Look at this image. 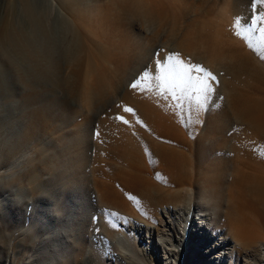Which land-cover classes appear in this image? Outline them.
<instances>
[{
    "label": "rangeland",
    "instance_id": "374dc122",
    "mask_svg": "<svg viewBox=\"0 0 264 264\" xmlns=\"http://www.w3.org/2000/svg\"><path fill=\"white\" fill-rule=\"evenodd\" d=\"M261 4L0 0V264H213L214 255L216 264H244L241 252L229 261L226 252L237 246L234 234L220 228L210 203L225 201L234 220L249 221L246 197L262 185V195H255L261 210L255 213L264 220V170L239 158L249 142L264 148V60L233 28L237 17L250 26ZM4 28L10 38H2ZM170 54L216 77L199 113L157 95L154 80L130 87L146 69L154 76L156 62ZM234 63L241 65L236 72L230 69ZM165 120L171 123L162 129ZM163 130L184 140L191 186L181 193L185 204L166 208L176 212L178 234L167 246L175 250L173 258L165 260V239L146 231L144 216L129 222L110 209L105 213L93 175L97 161L103 167L99 181L119 190L118 183L139 168L126 154L132 141L151 151L170 149ZM156 186L166 192L181 187ZM198 206L211 210L203 224V236L212 238L209 244L204 239L205 247L197 246L194 224L188 226L187 213ZM162 211L155 217L168 221ZM249 226L261 230L258 220ZM136 234L143 247L133 242ZM258 239L264 250V238Z\"/></svg>",
    "mask_w": 264,
    "mask_h": 264
},
{
    "label": "bare ground",
    "instance_id": "6f19581e",
    "mask_svg": "<svg viewBox=\"0 0 264 264\" xmlns=\"http://www.w3.org/2000/svg\"><path fill=\"white\" fill-rule=\"evenodd\" d=\"M260 16H264V3H262L260 7V14L258 17ZM256 27L257 29H259L261 27V24L257 23ZM2 34H3L2 36L3 39L4 38L7 39V37L10 38V34H8V30H6L5 28ZM257 35H259V32L257 33ZM237 64L238 63H234L235 66L232 65L230 69L234 71L240 69L241 65L240 64L237 65ZM255 79L256 78H254L253 81ZM256 81H260V80H256ZM96 89L92 90V91H95L96 93L95 92L89 93L90 95L88 97L89 103L91 102L93 97L97 95ZM99 91L101 90L99 89ZM162 123L164 124L162 125V129L163 128L167 129V124H170L171 121L166 122L165 120V122H162ZM158 126L159 125H156V129ZM158 130L160 131L159 127H158ZM156 133L158 134L157 130L153 134H156ZM166 133H167V140L169 137L171 139L169 140L171 141V144H173V146L170 149H168L169 148L168 146L170 144H168L167 149H163L162 146H160V148H162L160 149L158 148L159 146H157V149L156 150L154 149L155 151H157L155 153L153 152L154 150L153 151L149 150L152 147L142 149V147L140 146L141 141L137 139L136 140L132 139L133 141L131 143L130 148L127 147L128 149L126 151V154L128 152L127 156H128L129 161H132L133 165L134 163H136V167L139 165V168L137 171H134L131 174V177L129 176L130 178H128L127 180H124L122 178L123 180H121L118 183L119 190L115 189L113 186H107V184L100 182L98 177L102 176L101 170L103 168L102 166L104 165L100 163L102 165V166L100 165L102 167L100 170L97 164H95L97 161L93 164V175L96 177L95 191L98 195L99 201L103 205L108 207L105 213L108 212L110 209V212L112 214L122 216L121 219L123 221L128 220L130 217L140 216V214L144 216L143 225L146 227V231L149 232L150 234H155L154 230H156L157 235L159 236V239L160 240L165 239L164 241L166 245L162 246L163 244H161V246L163 247L164 252L166 254L169 253L168 255L170 256H168L167 258H164V260L170 259L171 257L173 258L175 250L172 248L167 249L168 248L167 246H170L169 241H172V238L174 239L176 235L178 234L176 231V228L174 227V220L175 221L177 220L176 212L172 210H168L166 208H168V206H171V205L178 207V205L181 203L185 204V202H187L185 201L186 198L182 196L181 193H183L184 191L183 188L190 184V183L188 184L186 180L187 173L185 170L188 164H187V158L185 155L186 145L184 143V140L176 138L172 133L168 131ZM160 135L162 136L163 134L160 133ZM153 141H154V137H153ZM249 143H250L251 148H249L248 151L240 152L241 154L239 158L242 160V164L246 165L247 167H251V168L257 167L256 169L264 170V148L259 143H256L253 145L251 144V142ZM146 144H149V143H146ZM153 144L155 143L153 142ZM150 146H151V143H150ZM125 158L127 159V157H124L123 159ZM130 164L132 165V163ZM108 165L109 164L107 163V165L105 166L108 167ZM78 166H81V163H78ZM105 166L104 168H107ZM134 168H135V165H134ZM151 181H154V182H151ZM156 185L165 187V189H173L175 188L173 186H176V185H177L176 187L178 186H181V187H179L180 189L175 190L173 192H166L165 190L163 191L157 190V188L159 187ZM187 187H191V186H187ZM118 191L122 192V195H120ZM262 191H263V187L262 185H259L257 189L252 191V195L248 192V196L246 197L247 201L245 202L246 203L245 209H247L252 214V217L249 219V221L246 220L244 217L242 219L238 218V221L234 220V216H232V210L230 209V205L228 203H225V201L222 202L221 200L215 199V200H212L210 203V205L214 209H216L215 214L219 217L218 223L220 224V228L225 229L227 234H230V236L234 234L232 235V237L234 238L235 244L237 246L236 247L234 246V248L226 252L229 261L232 258L233 259L235 258V254L238 255L240 254V252L242 254H245V256H242L244 264H261L260 258L261 260L264 259V250L260 249L263 245H259L260 242L258 239L259 236H262L264 238V220L260 219L259 216L255 213V211L261 210L259 202L256 201L255 199L256 197L255 195L257 196L260 194L262 195ZM127 198L131 200L126 201L125 199ZM261 201H264V200L260 198V202ZM160 210H163L162 211L163 219L168 218V221L166 219L162 220V218L158 219L155 217L156 215H160ZM207 211H211V210H207V209L204 210L202 207L198 206L195 213H192L191 211L187 213V216L190 220L189 225H188L189 228L192 227L191 222L194 224V228L196 232L195 239H196L197 246L205 247V244H209L208 242H210L212 239V238L210 239L209 237L206 238V236H203L206 233V228L203 226V224H208L207 223L208 222ZM112 217L114 218V216ZM253 220L260 221L261 230H259V227H257L259 232L258 231L254 232L249 226L252 224ZM181 221L184 222L187 226L188 224L187 219H185V221L184 219H181ZM129 222H131L130 219H129ZM113 223L117 224L116 222H113ZM233 223H238L240 227L234 226ZM191 233H192V230H191ZM226 237L225 239H227ZM139 239L140 238L138 234H136V236L133 239V242L134 243L136 242L137 247L139 246L143 247L139 244L140 243ZM204 239H207L205 244L203 243ZM225 239L222 240L223 241L222 244H225ZM178 244L180 245V243ZM217 244L218 242H214L211 246V249L212 247L215 248ZM157 249H158V245H157ZM159 249H160V245H159ZM145 251H147V249ZM204 251L208 252V250H204ZM215 256H217V258ZM207 259L209 260L210 258H207ZM212 259H213V264H216L218 260V255H214L213 258L211 257L210 262ZM249 259H253L254 262H252ZM205 260L206 258H204L203 261L206 262ZM226 262L228 261L226 260L225 263ZM160 264H163V263L161 262Z\"/></svg>",
    "mask_w": 264,
    "mask_h": 264
},
{
    "label": "snow or ice",
    "instance_id": "6c2138e0",
    "mask_svg": "<svg viewBox=\"0 0 264 264\" xmlns=\"http://www.w3.org/2000/svg\"><path fill=\"white\" fill-rule=\"evenodd\" d=\"M256 2L264 3V0H256ZM257 23L261 24L259 29L256 27ZM233 28L235 35L244 40L247 47L264 60V16L253 19L250 26L242 24L241 18L237 17ZM257 32L259 35H254ZM154 71L153 76L149 70H144L130 87L142 88L154 80L157 95L167 94L176 102L177 109L196 113L204 110L206 101L213 92L210 82L216 81V77L211 72L198 64L185 63L178 54H170L157 61ZM123 110L128 113L132 112V109L127 107ZM116 119L122 120L121 117H116ZM122 122L127 123V121Z\"/></svg>",
    "mask_w": 264,
    "mask_h": 264
}]
</instances>
